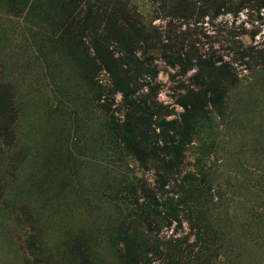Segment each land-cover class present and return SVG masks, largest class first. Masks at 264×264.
Instances as JSON below:
<instances>
[{
	"label": "rangeland",
	"instance_id": "1",
	"mask_svg": "<svg viewBox=\"0 0 264 264\" xmlns=\"http://www.w3.org/2000/svg\"><path fill=\"white\" fill-rule=\"evenodd\" d=\"M0 264H264V0H0Z\"/></svg>",
	"mask_w": 264,
	"mask_h": 264
}]
</instances>
